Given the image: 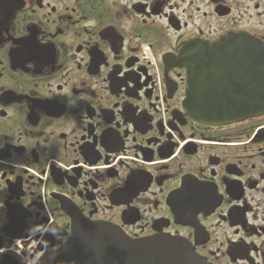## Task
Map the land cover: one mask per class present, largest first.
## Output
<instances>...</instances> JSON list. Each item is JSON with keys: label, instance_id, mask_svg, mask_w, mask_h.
Returning a JSON list of instances; mask_svg holds the SVG:
<instances>
[{"label": "flooded vegetation", "instance_id": "af4514ba", "mask_svg": "<svg viewBox=\"0 0 264 264\" xmlns=\"http://www.w3.org/2000/svg\"><path fill=\"white\" fill-rule=\"evenodd\" d=\"M263 50L264 0H0V264L83 223L264 264Z\"/></svg>", "mask_w": 264, "mask_h": 264}, {"label": "water", "instance_id": "95a60500", "mask_svg": "<svg viewBox=\"0 0 264 264\" xmlns=\"http://www.w3.org/2000/svg\"><path fill=\"white\" fill-rule=\"evenodd\" d=\"M225 40L214 51L232 43ZM264 53V50H263ZM222 96V94L220 93ZM264 101V89L262 90ZM206 102V100H204ZM216 108H192L195 118L205 124L236 121L254 115L255 109H232L222 107L231 104L229 99H215ZM264 109V104L261 107ZM52 264H205L185 244L171 239L156 237L130 240L116 229L107 225L86 223L74 230L71 237L61 246Z\"/></svg>", "mask_w": 264, "mask_h": 264}]
</instances>
